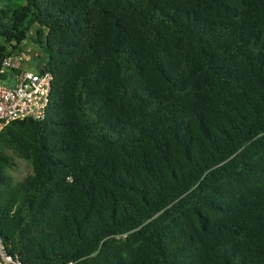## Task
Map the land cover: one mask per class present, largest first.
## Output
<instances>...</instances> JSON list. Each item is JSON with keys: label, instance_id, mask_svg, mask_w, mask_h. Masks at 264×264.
I'll return each instance as SVG.
<instances>
[{"label": "trees", "instance_id": "16d2710c", "mask_svg": "<svg viewBox=\"0 0 264 264\" xmlns=\"http://www.w3.org/2000/svg\"><path fill=\"white\" fill-rule=\"evenodd\" d=\"M0 37L54 76L0 132L10 255L264 264V0H0Z\"/></svg>", "mask_w": 264, "mask_h": 264}, {"label": "built area", "instance_id": "2783aa9c", "mask_svg": "<svg viewBox=\"0 0 264 264\" xmlns=\"http://www.w3.org/2000/svg\"><path fill=\"white\" fill-rule=\"evenodd\" d=\"M0 52V132L11 121L43 120L47 116L52 92L53 74L37 70L29 47ZM0 264H21L7 251L0 236Z\"/></svg>", "mask_w": 264, "mask_h": 264}, {"label": "rangeland", "instance_id": "374dc122", "mask_svg": "<svg viewBox=\"0 0 264 264\" xmlns=\"http://www.w3.org/2000/svg\"><path fill=\"white\" fill-rule=\"evenodd\" d=\"M0 41H4L3 38L0 37ZM22 47H29L32 50V58L35 60L36 65L38 66L42 61L40 56L43 55L42 49L36 46L31 39L25 40ZM16 166L10 170V173L13 175L15 180H21L28 174L32 172L31 164L25 160L15 157Z\"/></svg>", "mask_w": 264, "mask_h": 264}]
</instances>
